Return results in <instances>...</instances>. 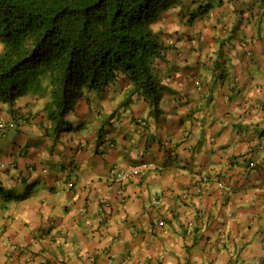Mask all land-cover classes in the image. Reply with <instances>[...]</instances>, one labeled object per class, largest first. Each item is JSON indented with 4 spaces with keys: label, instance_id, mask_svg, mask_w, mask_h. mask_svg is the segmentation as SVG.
<instances>
[{
    "label": "crops",
    "instance_id": "crops-1",
    "mask_svg": "<svg viewBox=\"0 0 264 264\" xmlns=\"http://www.w3.org/2000/svg\"><path fill=\"white\" fill-rule=\"evenodd\" d=\"M198 1V40L183 11L153 23L157 109L118 82L55 138L46 85L0 103V264H264V0ZM141 161L162 169L111 179Z\"/></svg>",
    "mask_w": 264,
    "mask_h": 264
},
{
    "label": "trees",
    "instance_id": "trees-1",
    "mask_svg": "<svg viewBox=\"0 0 264 264\" xmlns=\"http://www.w3.org/2000/svg\"><path fill=\"white\" fill-rule=\"evenodd\" d=\"M183 1L0 0V103L15 106L46 85L52 98L46 132L58 138L80 96L118 82L157 109L154 66L166 46L153 23Z\"/></svg>",
    "mask_w": 264,
    "mask_h": 264
},
{
    "label": "built area",
    "instance_id": "built-area-1",
    "mask_svg": "<svg viewBox=\"0 0 264 264\" xmlns=\"http://www.w3.org/2000/svg\"><path fill=\"white\" fill-rule=\"evenodd\" d=\"M162 167L154 161L130 162L127 164H116L110 170L111 179L119 186H126L134 177L141 176L151 170H159ZM218 186L226 192H232V187L227 185L223 180L218 181ZM162 197H156L149 205L151 208L161 205ZM162 224V223H161Z\"/></svg>",
    "mask_w": 264,
    "mask_h": 264
},
{
    "label": "rangeland",
    "instance_id": "rangeland-1",
    "mask_svg": "<svg viewBox=\"0 0 264 264\" xmlns=\"http://www.w3.org/2000/svg\"><path fill=\"white\" fill-rule=\"evenodd\" d=\"M185 1V0H184ZM183 1V2H184ZM218 6V3L220 2L219 0H215ZM218 1V2H217ZM182 2V3H183ZM197 3L193 2V0H186V2L184 4L180 3L177 8H175L177 11H183V13H185L183 16H182V19L184 20V23H182V26H183V33L185 34H188L191 30L193 29H197L195 30L194 32L195 33V38L198 40V35H199V31H198V28H199V17L201 15V9H203V6H206L207 3L209 2H201L202 5H200V1H196ZM221 5V4H219ZM200 6V7H198ZM217 6L215 8H217ZM196 15L197 17H194L193 18V15ZM52 99V98H51ZM17 121V120H16ZM15 121V122H16ZM18 122V121H17ZM12 122H9L7 124L3 123L2 126H0V129L3 130V131H7V130H13L18 128L17 127V123L15 124H11ZM5 124V125H4ZM51 126V125H50ZM52 137H55V138H58L57 135L55 134V132L52 131Z\"/></svg>",
    "mask_w": 264,
    "mask_h": 264
}]
</instances>
